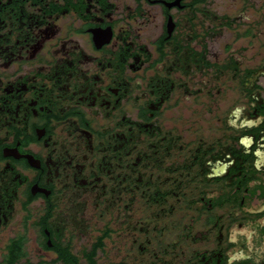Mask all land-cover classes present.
Returning <instances> with one entry per match:
<instances>
[{
	"label": "flooded vegetation",
	"instance_id": "af4514ba",
	"mask_svg": "<svg viewBox=\"0 0 264 264\" xmlns=\"http://www.w3.org/2000/svg\"><path fill=\"white\" fill-rule=\"evenodd\" d=\"M0 264H264V0H0Z\"/></svg>",
	"mask_w": 264,
	"mask_h": 264
}]
</instances>
